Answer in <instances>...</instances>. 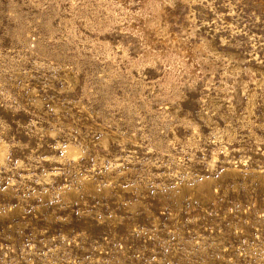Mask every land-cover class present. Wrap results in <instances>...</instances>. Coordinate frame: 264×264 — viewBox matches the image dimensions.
Segmentation results:
<instances>
[{
	"label": "rangeland",
	"instance_id": "obj_1",
	"mask_svg": "<svg viewBox=\"0 0 264 264\" xmlns=\"http://www.w3.org/2000/svg\"><path fill=\"white\" fill-rule=\"evenodd\" d=\"M0 264H264V0H0Z\"/></svg>",
	"mask_w": 264,
	"mask_h": 264
}]
</instances>
